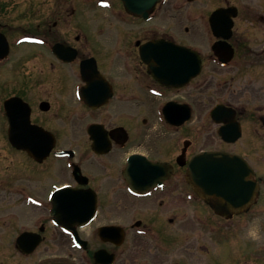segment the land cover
I'll return each instance as SVG.
<instances>
[{
	"label": "flooded vegetation",
	"instance_id": "obj_1",
	"mask_svg": "<svg viewBox=\"0 0 264 264\" xmlns=\"http://www.w3.org/2000/svg\"><path fill=\"white\" fill-rule=\"evenodd\" d=\"M25 1L26 24L0 21V264H264L241 239L264 218V0ZM196 32L199 75L164 85L142 45ZM201 151L245 161L244 202L188 184Z\"/></svg>",
	"mask_w": 264,
	"mask_h": 264
},
{
	"label": "water",
	"instance_id": "obj_2",
	"mask_svg": "<svg viewBox=\"0 0 264 264\" xmlns=\"http://www.w3.org/2000/svg\"><path fill=\"white\" fill-rule=\"evenodd\" d=\"M231 11L230 9L218 10L212 18L230 17ZM155 44L160 45L155 49L159 51L161 48L162 51L160 56L155 59L160 61L163 71L159 70V73L152 67L151 69L157 78H162L164 84L175 87L182 86L199 73L201 64L196 53L170 43ZM188 118L186 112L181 122L183 123ZM243 165H245L243 161L234 155L222 152H203L189 162L187 180L190 186L198 193L200 192L199 195L204 199L209 201L211 198H217L219 201L225 200L227 203L238 206L250 196L249 190L246 189L253 188V185L245 181L248 175L247 168L244 171L240 170V166ZM63 193L64 190L57 193L55 200H60ZM92 211L94 209L90 207L88 209L89 217L93 214Z\"/></svg>",
	"mask_w": 264,
	"mask_h": 264
},
{
	"label": "rangeland",
	"instance_id": "obj_3",
	"mask_svg": "<svg viewBox=\"0 0 264 264\" xmlns=\"http://www.w3.org/2000/svg\"><path fill=\"white\" fill-rule=\"evenodd\" d=\"M14 1L13 6L15 7L14 9V14L10 13V12H5L3 14V10L4 7H0V17H3V20L0 21H4L6 24L8 25H12V22H20L21 21V25L26 24L27 23V19L24 17H19L20 14H17L18 12V6L22 7L25 4V0H11ZM85 8H88V5H84ZM21 11V9H20ZM83 14V19H84V26H89V27H93V26H102L104 25L105 27H109V28H117L118 25H116L114 20H110L109 22L106 21L105 19L103 21H100V13H96L94 12L92 9L89 10H84L82 11ZM20 21H17L19 20ZM16 20V21H14ZM201 27V26H200ZM173 40H175V42L177 43H182V44H186V45H190L195 47L197 50H199L201 53H205V50L208 51V41H207V37L206 35H204L203 33H194V34H179V35H175L173 36ZM24 51V49L22 50ZM204 98V96H203ZM216 101H218V99H216ZM202 105H204V103H202ZM208 107H210V105L207 106V110ZM205 119V115H199L198 113H196V121H198V124L201 123V121L203 122ZM198 128L203 127L201 126V124L199 126H197ZM203 140V139H202ZM207 145L204 144V140L200 143H198L196 145V150H201V149H206ZM230 150H235V149H230Z\"/></svg>",
	"mask_w": 264,
	"mask_h": 264
},
{
	"label": "clouds",
	"instance_id": "obj_4",
	"mask_svg": "<svg viewBox=\"0 0 264 264\" xmlns=\"http://www.w3.org/2000/svg\"><path fill=\"white\" fill-rule=\"evenodd\" d=\"M264 218L257 217L253 219L246 227L241 239L249 241L257 246L264 245V230L261 228V223Z\"/></svg>",
	"mask_w": 264,
	"mask_h": 264
}]
</instances>
